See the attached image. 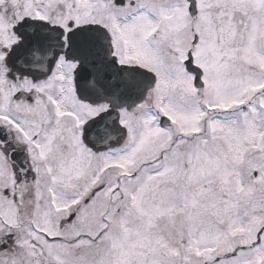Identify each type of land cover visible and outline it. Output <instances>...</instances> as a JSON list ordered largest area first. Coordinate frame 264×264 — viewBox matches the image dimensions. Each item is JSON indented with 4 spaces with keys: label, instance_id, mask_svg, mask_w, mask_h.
I'll use <instances>...</instances> for the list:
<instances>
[{
    "label": "snow or ice",
    "instance_id": "obj_1",
    "mask_svg": "<svg viewBox=\"0 0 264 264\" xmlns=\"http://www.w3.org/2000/svg\"><path fill=\"white\" fill-rule=\"evenodd\" d=\"M0 264H264V0H0Z\"/></svg>",
    "mask_w": 264,
    "mask_h": 264
}]
</instances>
